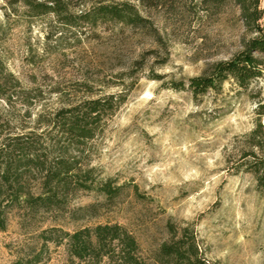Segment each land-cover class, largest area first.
Returning a JSON list of instances; mask_svg holds the SVG:
<instances>
[{
	"label": "rangeland",
	"instance_id": "obj_1",
	"mask_svg": "<svg viewBox=\"0 0 264 264\" xmlns=\"http://www.w3.org/2000/svg\"><path fill=\"white\" fill-rule=\"evenodd\" d=\"M96 1L63 0L75 22L69 24L55 12L36 14L24 0H0V141L29 135L49 150L64 140L50 123L61 107L123 95L95 136L70 155L92 167L96 178L125 184L124 194L109 202L97 191L81 190L62 212L10 209L0 230V264L40 251L45 229L73 232L106 222L127 227L148 260L171 237L172 222L190 227L215 264H264V190L242 164L252 131L258 122L264 125V72L247 87L229 78L197 96L172 87L242 48L247 32L239 6L229 0L216 12L204 9L202 0L154 6L103 0L133 3L157 29L151 34L79 19ZM35 176L31 188L38 194L41 179ZM39 264L87 263H71L64 243L48 241Z\"/></svg>",
	"mask_w": 264,
	"mask_h": 264
},
{
	"label": "trees",
	"instance_id": "obj_2",
	"mask_svg": "<svg viewBox=\"0 0 264 264\" xmlns=\"http://www.w3.org/2000/svg\"><path fill=\"white\" fill-rule=\"evenodd\" d=\"M36 14L55 12L62 15L66 23H75L68 13L63 0L34 1L24 0ZM146 6H154L162 0H142ZM176 1V0H174ZM229 0H202L203 8L220 11ZM241 11L247 34L242 38V48L228 59L215 61L200 75L187 81H173L172 87L178 90L189 88L197 96L210 89H219L229 78L240 86L247 87L252 80L264 72V0H232ZM91 9L81 13L78 18L96 25L101 22H119L140 27L154 33L157 29L150 19L143 16L129 1L105 3L98 0ZM1 87V86H0ZM125 97L106 94L61 107L50 123L59 129L63 141H57L49 150L37 147L29 135H17L0 141V230L7 227V213L12 208H25L31 213L39 211L62 212L66 210L69 198L81 190L97 191L109 202L124 194L125 184H116L114 178H96L92 167L83 166L70 150H82L86 140L96 134L104 116L112 114ZM262 115L264 110L259 111ZM251 149L244 157L247 170L264 190V125L258 122L252 131ZM258 149V151L255 150ZM36 173L40 175L41 191L35 194L31 181ZM137 196L138 186H134ZM89 204L84 209H92ZM93 214V213H92ZM171 237L161 243L150 260L140 254L137 237L120 223H98L73 232L58 227L45 229L41 233L44 240L40 251L31 256L19 258L15 264H39L48 241L64 243L71 263L75 260L87 264H102L108 258L119 264H215L202 252L194 231L190 227H177L168 223ZM60 232L58 237L54 233Z\"/></svg>",
	"mask_w": 264,
	"mask_h": 264
}]
</instances>
